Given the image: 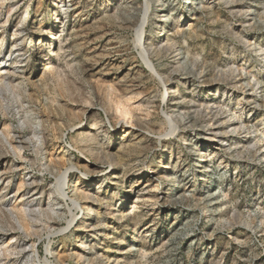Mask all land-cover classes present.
<instances>
[{
  "label": "rangeland",
  "instance_id": "374dc122",
  "mask_svg": "<svg viewBox=\"0 0 264 264\" xmlns=\"http://www.w3.org/2000/svg\"><path fill=\"white\" fill-rule=\"evenodd\" d=\"M17 1L0 264H264V0Z\"/></svg>",
  "mask_w": 264,
  "mask_h": 264
},
{
  "label": "bare ground",
  "instance_id": "6f19581e",
  "mask_svg": "<svg viewBox=\"0 0 264 264\" xmlns=\"http://www.w3.org/2000/svg\"><path fill=\"white\" fill-rule=\"evenodd\" d=\"M62 1V0H61ZM150 1H152V0H150ZM18 3V1L17 0H9L8 2H5L4 0H2V1H0V17L3 15L2 14V8H8V10H7V15H9V13H10V11L12 10V9H14L15 8V6H16V4ZM131 4H130V8L131 9H135V1L133 0L132 2H130ZM168 4L166 3H162V11H164V8H165V6H167ZM25 13H26V11H25ZM128 13H130V12H128ZM12 15V14H11ZM10 15V16H11ZM13 15H16V12L15 13H13ZM166 18H168V14H167V17ZM191 18H195V19H197L196 17H191ZM42 19H40L39 21H41ZM125 20V22L126 23H128V25H132L133 23H132V21H131V19H129V17L128 18H125L124 19ZM3 22H7V20L6 21H3ZM2 22H1V20H0V24H1ZM40 25V24H39ZM1 26H3V25H1ZM0 26V27H1ZM19 31H20V29H19ZM54 37H55V34H52ZM52 36V37H53ZM54 40H55V38H54ZM50 43V42H49ZM55 43V42H54ZM121 42H119L118 41V46L116 45V46H112V47H110L108 50L110 51L109 52V55H107L106 57L107 58H109V57H115V56H121V55H128V54H130L131 53V48H129L128 46H126V45H122V44H120ZM52 45V44H51ZM50 46V45H49ZM20 50H22V49H16V51H20ZM44 52H46V51H44ZM47 53V52H46ZM47 55V54H46ZM113 60H115V59H113ZM133 62H137L136 61V59L135 58H133V60H132ZM133 62H132V64H133ZM134 65V64H133ZM137 66H139L138 64H135L134 66H130L129 67V71L131 72V73H135V71H133L134 70V68H136ZM183 66H184V64H183ZM189 72V71H188ZM190 73V72H189ZM189 76H190V74H188ZM134 84H132V86H133ZM139 85H141L140 84V82H139ZM138 86V85H137ZM262 86V85H261ZM264 86V85H263ZM54 92V91H53ZM160 105H161V103L159 102L156 106H158V107H160ZM63 106H62V104L59 102V101H57V105H56V110L57 111H59V112H61V111H63ZM65 110V109H64ZM189 116H186L185 118H184V121L188 118ZM139 124H140V122H139ZM35 128V132H36V137L38 138V139H40L39 140V143H40V146H45V140H46V137H45V135H44V128L43 127H38V126H35L34 127ZM195 128V127H194ZM197 130L198 129H201V128H196ZM202 130V129H201ZM38 140H36V142H37ZM26 143V142H25ZM21 148H23V146L21 145ZM40 148V147H39ZM104 148V147H103ZM108 148H104V151H105V153L107 154V150ZM1 150V149H0ZM6 155V153H3V152H1L0 151V158L2 157V156H5ZM124 154H120V155H118V156H123ZM107 156H108V158L109 159H111L112 161H113V159L107 154ZM119 159V158H118ZM123 159V158H122ZM126 159V158H125ZM22 190V189H21ZM20 192V191H19ZM213 192H211V194L209 193V195H208V198H211V197H213V194H212ZM80 194H82L81 193V191H80ZM83 196L81 195V198H82ZM35 205V203H34V201L31 199V200H28V202L27 203H25V206H26V208H27V210H29L30 212H34V210L35 209H33L32 207ZM1 206V205H0ZM57 211H60V210H57ZM38 213H40V211H38ZM3 214L4 215H9V214H7L6 212H4L3 211ZM0 222H1V220H0ZM12 224V223H11ZM3 225V224H2Z\"/></svg>",
  "mask_w": 264,
  "mask_h": 264
}]
</instances>
